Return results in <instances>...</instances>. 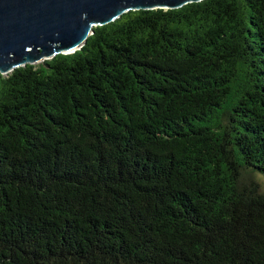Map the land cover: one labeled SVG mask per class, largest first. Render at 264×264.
<instances>
[{
	"label": "trees",
	"instance_id": "1",
	"mask_svg": "<svg viewBox=\"0 0 264 264\" xmlns=\"http://www.w3.org/2000/svg\"><path fill=\"white\" fill-rule=\"evenodd\" d=\"M264 0L136 9L0 73V264H264Z\"/></svg>",
	"mask_w": 264,
	"mask_h": 264
},
{
	"label": "water",
	"instance_id": "2",
	"mask_svg": "<svg viewBox=\"0 0 264 264\" xmlns=\"http://www.w3.org/2000/svg\"><path fill=\"white\" fill-rule=\"evenodd\" d=\"M200 0H0V73L79 49L94 27L136 9Z\"/></svg>",
	"mask_w": 264,
	"mask_h": 264
},
{
	"label": "rangeland",
	"instance_id": "3",
	"mask_svg": "<svg viewBox=\"0 0 264 264\" xmlns=\"http://www.w3.org/2000/svg\"><path fill=\"white\" fill-rule=\"evenodd\" d=\"M257 180H258V182L260 183V185H261V191L264 193V179L261 177V176H257Z\"/></svg>",
	"mask_w": 264,
	"mask_h": 264
}]
</instances>
